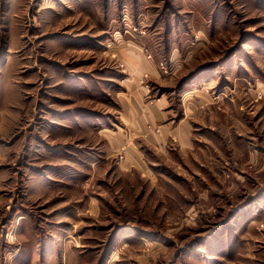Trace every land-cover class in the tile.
<instances>
[{
	"label": "rangeland",
	"instance_id": "obj_1",
	"mask_svg": "<svg viewBox=\"0 0 264 264\" xmlns=\"http://www.w3.org/2000/svg\"><path fill=\"white\" fill-rule=\"evenodd\" d=\"M0 264H264V0H0Z\"/></svg>",
	"mask_w": 264,
	"mask_h": 264
},
{
	"label": "crops",
	"instance_id": "obj_2",
	"mask_svg": "<svg viewBox=\"0 0 264 264\" xmlns=\"http://www.w3.org/2000/svg\"><path fill=\"white\" fill-rule=\"evenodd\" d=\"M144 66L146 67V65ZM139 84L140 82L136 83V90L131 95V102L134 103L129 106L130 113L126 116L133 117L136 121L133 130L136 138H141L140 140L145 143V148L148 151L150 150L165 156L170 155L175 148L183 152L194 150L196 144L194 132L190 121L185 118L186 113L185 116L180 117L176 121L172 110L169 108V100L165 97H160L154 102H145L144 97L147 92ZM146 124L150 125L149 127L151 128L157 127L159 132L148 133L145 129ZM133 138L136 139L135 137ZM125 144H127L125 145L127 157L124 165H129L130 170L131 166L142 167V161H146V159L144 160V150L138 149L135 144L131 147L130 142H125ZM145 151L148 153L146 149Z\"/></svg>",
	"mask_w": 264,
	"mask_h": 264
},
{
	"label": "built area",
	"instance_id": "obj_3",
	"mask_svg": "<svg viewBox=\"0 0 264 264\" xmlns=\"http://www.w3.org/2000/svg\"><path fill=\"white\" fill-rule=\"evenodd\" d=\"M164 71H166L165 69H163ZM167 72V71H166Z\"/></svg>",
	"mask_w": 264,
	"mask_h": 264
}]
</instances>
